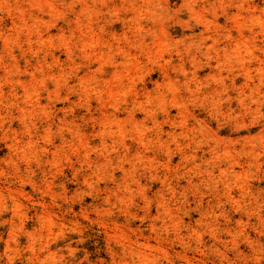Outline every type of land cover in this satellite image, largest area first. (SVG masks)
<instances>
[{"label": "rangeland", "instance_id": "rangeland-1", "mask_svg": "<svg viewBox=\"0 0 264 264\" xmlns=\"http://www.w3.org/2000/svg\"><path fill=\"white\" fill-rule=\"evenodd\" d=\"M0 264H264V0H0Z\"/></svg>", "mask_w": 264, "mask_h": 264}]
</instances>
